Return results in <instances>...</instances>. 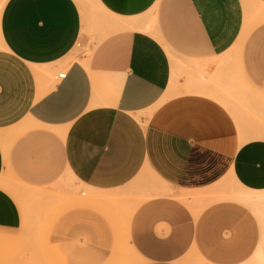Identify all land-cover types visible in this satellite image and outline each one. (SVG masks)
<instances>
[{
	"label": "crops",
	"instance_id": "obj_1",
	"mask_svg": "<svg viewBox=\"0 0 264 264\" xmlns=\"http://www.w3.org/2000/svg\"><path fill=\"white\" fill-rule=\"evenodd\" d=\"M243 23L242 0H6L0 233L12 239L25 211L52 203L48 241L70 257L109 256L113 224L71 199L79 187L131 195L116 243L143 264H264V213L260 235L228 196L264 191V132L242 126L219 89ZM239 81L264 95V72Z\"/></svg>",
	"mask_w": 264,
	"mask_h": 264
},
{
	"label": "rangeland",
	"instance_id": "obj_2",
	"mask_svg": "<svg viewBox=\"0 0 264 264\" xmlns=\"http://www.w3.org/2000/svg\"><path fill=\"white\" fill-rule=\"evenodd\" d=\"M242 6L243 29L237 39V45L230 51L226 64L222 66L226 74L224 77L229 79L220 83L219 89L225 94L223 99L227 100L221 102L234 114L242 126H252L250 132H264V95L249 82L239 81L243 74L253 73L260 76L264 72V0H242ZM252 58L254 61L249 64L247 60ZM234 79L237 82L234 83ZM0 184L4 185L1 178ZM77 190V194L70 195L71 199L76 196L78 200L91 201L93 207L104 212L113 224L114 235L112 242L109 243V256L101 259L95 254L87 253L86 256L70 257L68 250L64 251L58 247V244L48 241L49 225L54 214L60 212V206L54 209L53 204L49 203L45 209L25 211L24 227L20 233L14 234L12 239L0 233V264H143L142 260L134 255L131 245L129 246L126 241L116 243L114 224L118 222V217L122 221L129 212L130 203L127 202H131V195L121 196L120 199L107 196L96 197L84 189L80 190L79 187ZM240 193L264 195V191L254 193L237 189L233 194H228L230 198L241 203L252 213L260 228L259 213L256 212V208L259 207L264 213V203L257 206L247 205L234 198L233 195ZM39 213H45V216L40 217ZM184 264H203V262L190 257Z\"/></svg>",
	"mask_w": 264,
	"mask_h": 264
},
{
	"label": "bare ground",
	"instance_id": "obj_3",
	"mask_svg": "<svg viewBox=\"0 0 264 264\" xmlns=\"http://www.w3.org/2000/svg\"><path fill=\"white\" fill-rule=\"evenodd\" d=\"M6 0H0V10H1V8H2V6H3V4H4V2H5ZM97 19H98V23L100 24V25H102V24H107L108 22H107V20H106V18H105V15L103 14V13H101L98 17H97ZM109 19V18H108ZM118 21V20H117ZM118 23H121V22H117V24ZM235 197H237V198H242V200H239V201H246V202H244V203H247V205H248V203H250L251 201H252V196H250V195H242V194H238V195H236ZM252 197V198H251ZM238 200V199H237ZM251 205V204H250ZM249 205V206H250ZM257 257H258V259H259V261H262L263 260V258H264V247L262 248V249H260L259 251H258V254H257Z\"/></svg>",
	"mask_w": 264,
	"mask_h": 264
},
{
	"label": "built area",
	"instance_id": "obj_4",
	"mask_svg": "<svg viewBox=\"0 0 264 264\" xmlns=\"http://www.w3.org/2000/svg\"><path fill=\"white\" fill-rule=\"evenodd\" d=\"M66 76V73L65 72H61L57 75V78L59 79H63L64 77Z\"/></svg>",
	"mask_w": 264,
	"mask_h": 264
}]
</instances>
